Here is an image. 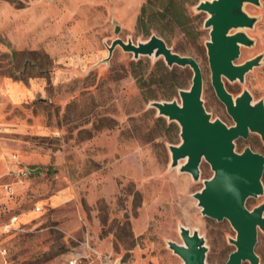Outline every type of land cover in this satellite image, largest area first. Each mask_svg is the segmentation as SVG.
Instances as JSON below:
<instances>
[{
	"label": "rangeland",
	"instance_id": "rangeland-1",
	"mask_svg": "<svg viewBox=\"0 0 264 264\" xmlns=\"http://www.w3.org/2000/svg\"><path fill=\"white\" fill-rule=\"evenodd\" d=\"M202 1L210 0H0V264H67L75 255L77 264H182L167 245L182 244L180 226L203 237L206 264L226 263L236 232L201 215L193 198L213 172L202 161L193 181L169 168L180 127L149 106L180 103L191 69L134 60L119 47L106 61L116 38L157 36L199 65L211 119L234 125L211 86L207 14L195 10ZM259 1L244 6L259 21L245 30L255 44L241 47L235 64L264 53ZM262 61L244 83L224 80L226 90L236 97L247 89L264 102ZM247 147L264 156L257 134L235 141L236 152ZM261 182L263 195L249 198L248 210L264 204V171ZM64 190L71 199L52 206ZM254 252L264 264V230Z\"/></svg>",
	"mask_w": 264,
	"mask_h": 264
},
{
	"label": "water",
	"instance_id": "water-1",
	"mask_svg": "<svg viewBox=\"0 0 264 264\" xmlns=\"http://www.w3.org/2000/svg\"><path fill=\"white\" fill-rule=\"evenodd\" d=\"M260 6L259 0H210L199 2L195 10L204 12L207 18L203 27L209 30V40L205 43L211 86L217 99L224 105L234 125L227 126L219 119H211L206 112L202 95V73L197 62L191 57L180 56L171 51L165 42L152 35L145 42L133 44L116 38L107 47L109 60L114 49L131 53L134 60L140 57L163 58L171 68L188 67L192 71L191 85L187 90H179L177 101L152 102L158 116L180 127V143L168 147L170 153L169 168H177L187 173L193 181L200 177V165L205 161L213 172L203 181V188L193 194L201 215L221 222L227 220L236 232L235 239L229 243L235 247L225 264H258L254 252L258 230H264V204L252 210L246 208L249 198L263 195L261 182L264 171V156L245 148L235 151V141L247 139L257 134L264 143V102L253 101L247 89L233 97L226 88L229 83H244L245 76L254 68L262 65L264 53L241 64H235L240 56L241 47L251 48L254 39L245 30H252L259 17L248 15L244 6ZM119 26L115 27V33ZM183 161L181 165L179 162ZM32 173L38 171H30ZM179 236L182 244L168 242V248L177 255L182 264H206L207 247L205 240L196 230L180 226Z\"/></svg>",
	"mask_w": 264,
	"mask_h": 264
},
{
	"label": "crops",
	"instance_id": "crops-1",
	"mask_svg": "<svg viewBox=\"0 0 264 264\" xmlns=\"http://www.w3.org/2000/svg\"><path fill=\"white\" fill-rule=\"evenodd\" d=\"M4 84L7 85V86H9V89L12 90V91L19 90V87H17V85H15V84H13V85L12 84H7L6 81H4ZM31 86L34 87V83L31 82ZM70 199H71V191L64 190V191H62V192H60L58 194L53 195L50 198V204L52 206H58V205H61L64 202L69 201Z\"/></svg>",
	"mask_w": 264,
	"mask_h": 264
},
{
	"label": "built area",
	"instance_id": "built-area-1",
	"mask_svg": "<svg viewBox=\"0 0 264 264\" xmlns=\"http://www.w3.org/2000/svg\"><path fill=\"white\" fill-rule=\"evenodd\" d=\"M18 175L26 176L28 174V171L26 169L19 168L18 169ZM16 217H12L10 219V223L13 224L16 221ZM6 228H9V226H6ZM79 255L72 256L70 259L67 260V264H77L79 260Z\"/></svg>",
	"mask_w": 264,
	"mask_h": 264
}]
</instances>
